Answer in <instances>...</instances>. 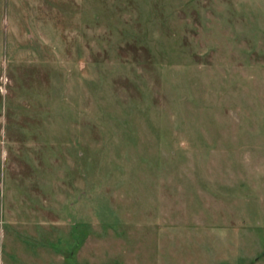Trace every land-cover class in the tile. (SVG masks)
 <instances>
[{"label": "rangeland", "instance_id": "rangeland-1", "mask_svg": "<svg viewBox=\"0 0 264 264\" xmlns=\"http://www.w3.org/2000/svg\"><path fill=\"white\" fill-rule=\"evenodd\" d=\"M0 264H264V0H0Z\"/></svg>", "mask_w": 264, "mask_h": 264}, {"label": "crops", "instance_id": "crops-1", "mask_svg": "<svg viewBox=\"0 0 264 264\" xmlns=\"http://www.w3.org/2000/svg\"><path fill=\"white\" fill-rule=\"evenodd\" d=\"M40 248V246L38 247V249ZM58 260H63L64 261V258L61 257V258H57Z\"/></svg>", "mask_w": 264, "mask_h": 264}]
</instances>
